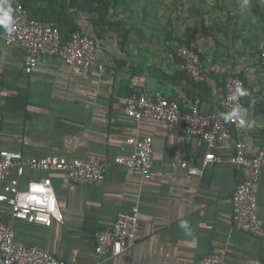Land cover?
<instances>
[{"label": "crops", "instance_id": "crops-1", "mask_svg": "<svg viewBox=\"0 0 264 264\" xmlns=\"http://www.w3.org/2000/svg\"><path fill=\"white\" fill-rule=\"evenodd\" d=\"M13 8L18 0H9ZM30 18L49 22L63 36L73 32L95 41L97 62L81 70L57 56H41L31 74L23 72L24 51L0 40V150L25 157L60 156L109 162L100 183L78 185L49 173L62 223L50 227L13 221L15 241L36 247L66 264H199L226 249L223 264H264L259 238L232 230V196L247 171L210 164L200 175L181 169V160L204 150L169 132L161 121H132L124 99L130 93H164L187 110H219L228 75L249 91L246 124L215 149L226 156L241 138L250 154L264 148V0H22ZM13 15V14H12ZM0 29H4L0 27ZM195 50L205 79L196 83L181 68L174 49ZM129 136L151 137V178L117 165L132 148ZM196 167V166H192ZM26 172L21 184L45 176ZM256 214L264 222V170L253 187ZM137 204L141 212L134 247L114 259L94 253L95 235L120 211ZM4 221L8 208L0 204ZM186 220L192 234L179 227Z\"/></svg>", "mask_w": 264, "mask_h": 264}, {"label": "built area", "instance_id": "built-area-1", "mask_svg": "<svg viewBox=\"0 0 264 264\" xmlns=\"http://www.w3.org/2000/svg\"><path fill=\"white\" fill-rule=\"evenodd\" d=\"M15 30L8 34L0 29V40L6 45H18L24 51L23 72L31 74L41 56H57L66 65L88 70H103L97 62L95 41L87 35L73 32L64 39L60 30L49 22L30 18L21 4L14 8ZM174 56L190 79L202 83L205 79L202 63L194 49L178 45ZM259 61L264 66V49L259 53ZM247 94L231 99L237 86ZM249 91L242 79L228 75L224 79V91L219 100V110L208 113L200 111L195 104L187 110L178 101L169 99L164 93H130L124 99L126 116L132 121L150 119L161 121L169 132L176 133L195 146L204 150L202 157L181 160L178 166L191 175H200L210 164H231L247 171V176L237 185L232 196V230H239L260 239L264 251V222L258 219L257 204L253 187L264 170V148L254 154L248 152L245 142L237 137L232 151L226 156L215 153L217 146L224 144L233 134H239L243 127L238 119L225 121L226 114L237 105L242 106ZM125 144L132 148L127 157H117L114 163L138 170L142 181L152 175L154 146L151 137L129 136ZM109 162L104 159H71L60 156L25 157L19 151L0 150V204L8 208L11 221H4L0 214V264H66V262L36 247H27L15 241L13 221L50 227L63 222L57 196L49 173L64 174L73 184L89 185L104 180ZM196 166V167H192ZM26 172L46 174L28 180L24 185L21 178ZM43 189L33 192L31 185ZM35 196L34 200H21L20 196ZM141 212L137 204L120 211L113 224L95 235L94 253L101 259L117 258L131 250L137 239ZM226 249L203 257L199 264H223Z\"/></svg>", "mask_w": 264, "mask_h": 264}, {"label": "clouds", "instance_id": "clouds-1", "mask_svg": "<svg viewBox=\"0 0 264 264\" xmlns=\"http://www.w3.org/2000/svg\"><path fill=\"white\" fill-rule=\"evenodd\" d=\"M13 8L9 0H0V27H3L8 34H11L15 30V20L13 18ZM247 92L241 86H237L236 91L233 93L231 99L236 100L238 97L246 95ZM247 115L246 109L242 106L237 105L236 108L233 109L232 112L225 115V121H232L234 118L239 120L240 126L243 127L245 124V120L242 118L241 113ZM33 192H41L43 189L39 188L35 184L31 185ZM21 200H34L35 196H20ZM179 227L186 231V234L191 235L192 230L189 226L188 221L181 220Z\"/></svg>", "mask_w": 264, "mask_h": 264}, {"label": "trees", "instance_id": "trees-1", "mask_svg": "<svg viewBox=\"0 0 264 264\" xmlns=\"http://www.w3.org/2000/svg\"><path fill=\"white\" fill-rule=\"evenodd\" d=\"M18 1H19V3H17V4H21V5L25 8L24 3L22 2V0H18ZM17 4L15 5V7L17 6ZM15 7H14V8H15ZM61 34H62V33H61ZM62 36H63V35H62ZM68 36H69V35H68ZM68 36H63V38H64V39H68ZM263 49H264V48H263ZM263 49H262V50H263ZM262 50H261V51H262ZM261 51H260V52H261ZM239 78H240V77H239ZM240 79H241V78H240Z\"/></svg>", "mask_w": 264, "mask_h": 264}]
</instances>
